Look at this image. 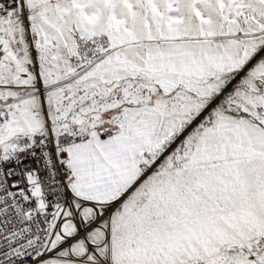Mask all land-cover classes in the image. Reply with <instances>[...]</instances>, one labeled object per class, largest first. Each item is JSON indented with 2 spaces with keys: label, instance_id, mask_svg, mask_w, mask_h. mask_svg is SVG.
Here are the masks:
<instances>
[{
  "label": "snow or ice",
  "instance_id": "1",
  "mask_svg": "<svg viewBox=\"0 0 264 264\" xmlns=\"http://www.w3.org/2000/svg\"><path fill=\"white\" fill-rule=\"evenodd\" d=\"M0 264H264V0H0Z\"/></svg>",
  "mask_w": 264,
  "mask_h": 264
}]
</instances>
